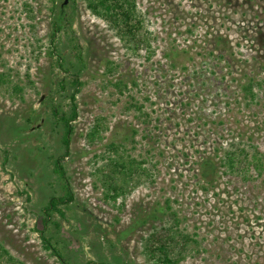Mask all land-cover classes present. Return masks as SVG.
I'll return each instance as SVG.
<instances>
[{
	"label": "rangeland",
	"instance_id": "374dc122",
	"mask_svg": "<svg viewBox=\"0 0 264 264\" xmlns=\"http://www.w3.org/2000/svg\"><path fill=\"white\" fill-rule=\"evenodd\" d=\"M64 1L0 0L3 246L24 264H152L148 237L174 228L189 238L179 264H264V0H136L141 51ZM62 9L72 25L57 31ZM77 75L64 156L53 110H70ZM58 158L74 200L46 234L62 261L36 229L66 195ZM114 159L135 160L128 185Z\"/></svg>",
	"mask_w": 264,
	"mask_h": 264
},
{
	"label": "trees",
	"instance_id": "16d2710c",
	"mask_svg": "<svg viewBox=\"0 0 264 264\" xmlns=\"http://www.w3.org/2000/svg\"><path fill=\"white\" fill-rule=\"evenodd\" d=\"M74 1V0H72ZM87 2V7L90 11L97 17L103 19L110 29L121 38V40L130 46H135L137 51H141L140 43H144V38H141L142 34L140 29L143 24L142 15L139 12L138 5L136 0H85ZM62 27L56 28L57 31L64 30L66 27L71 26V20L68 19L65 13V9H62ZM59 24L57 23L56 26ZM66 30V29H65ZM74 41V40H73ZM75 52L78 53L79 45L75 44ZM134 47V48H135ZM75 54V56H76ZM79 55V54H78ZM64 58L61 56L57 61L59 67L66 70L63 65ZM69 70H66V72ZM61 89L67 91L68 85L65 78H62ZM81 82L77 75L72 82L70 88L74 89V92L70 95V110L68 112L62 110L57 111L56 108L53 110V115L56 118V121L62 125L63 135H62V145L65 149L64 156H67L70 153V144L71 139L74 134V125L73 122L78 117V104L76 95L79 92V86ZM251 92V88L248 89ZM100 127H93L92 131L88 133V138L91 142H94L96 138L99 137ZM112 149L116 151V145L111 146ZM63 156V157H64ZM227 163L232 169L236 168L234 163L236 162V153L235 150L227 152ZM247 159V156L245 157ZM8 159V158H6ZM112 166L111 170L113 174L121 173L124 177V183L128 185L132 178V173L135 171V160L125 161L124 159L111 160ZM62 159L58 158L55 163V172L61 177L62 180L66 182V195L62 197H52L48 205L42 209V213L38 216L37 222V231L40 232L41 238L45 243V248L50 250L52 254L58 257L61 261L63 257L61 255L60 249L52 243L53 236L47 235L49 232L50 225L52 221L54 225L59 227L55 219V214H59L61 217L65 216L64 211L62 210V205H68L74 200V195L70 189L68 179L65 177V170L62 165ZM104 185L107 188L106 197L116 199L115 193L119 188H117L114 178L111 176H104ZM107 178V179H106ZM121 191V190H120ZM53 219V220H52ZM174 229V228H171ZM171 229H163L162 231H157L151 234L148 237L146 243V253L147 257L150 259L152 264H179L185 258L186 251V242L189 238L181 236L182 239H179L178 236H174L171 233ZM180 237V238H181ZM0 264H24L21 260L14 257L0 242Z\"/></svg>",
	"mask_w": 264,
	"mask_h": 264
},
{
	"label": "water",
	"instance_id": "95a60500",
	"mask_svg": "<svg viewBox=\"0 0 264 264\" xmlns=\"http://www.w3.org/2000/svg\"><path fill=\"white\" fill-rule=\"evenodd\" d=\"M68 2H69V0H65L64 3L62 4V8H63L65 5H67ZM43 99H44V96H42L41 101H42Z\"/></svg>",
	"mask_w": 264,
	"mask_h": 264
}]
</instances>
